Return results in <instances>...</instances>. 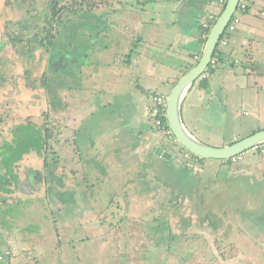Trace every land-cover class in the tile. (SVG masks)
I'll return each instance as SVG.
<instances>
[{
	"label": "rangeland",
	"instance_id": "rangeland-1",
	"mask_svg": "<svg viewBox=\"0 0 264 264\" xmlns=\"http://www.w3.org/2000/svg\"><path fill=\"white\" fill-rule=\"evenodd\" d=\"M47 1L0 0V145L7 140L0 150V156L3 155V159H0V173L8 176L16 174L19 180L17 185H11L12 190L10 187H4L1 183L3 179L0 178V245L3 246L6 254L8 252L4 264H264V245H261L259 249L261 251L256 253L259 259L253 263L247 262L246 259H225L227 255L225 258L221 255L217 257L218 254L209 251L221 249V243L222 249H225L226 241L225 239L221 241L220 234L214 230L218 229L216 226L209 232L210 235L204 236L205 230H201L202 227L199 226V213L201 211L203 218L221 217L222 203L225 201L233 203V198L237 196L235 189L231 188L234 182L231 183L228 176L220 174L214 188L206 190V194L211 196V199H207L209 205L199 210L197 203L188 199L190 195H185L182 189L188 184L186 191L193 193L198 186L188 177L185 167H182L185 150L179 145L172 146L168 137L154 136L155 140L161 141L165 147L173 150L172 159L180 166L171 162L172 159L171 161L163 159L151 166L145 165L144 170L139 174H131L128 169L123 170L122 173L110 174L102 166L94 167L97 172L86 173L78 165L74 138L78 139L76 142L81 149L80 154L88 156L89 153L83 147L89 141L90 134L102 135L104 131L109 133V129L114 127L115 120L118 121L131 114L125 113L121 117L117 115L123 110L119 103V99L123 96L116 89L117 80H114L116 76L109 80L113 82L107 85L97 84L98 88L95 91L92 90V86L88 91H75L76 81L82 78L79 74H83L93 66L98 72L102 69L109 71L110 76H113L114 71L117 72L115 73L117 76L123 75L125 72L123 66L119 68L110 64L115 58L126 60L131 50L136 49L131 38L139 39L140 34V41L145 42V46L138 47V52L134 50L136 54L132 55L136 56L139 64L143 60L140 65L147 69L150 64H147L146 58L148 55L149 58L154 56V46H151L154 35L151 36L148 31V35L142 37L149 27L142 23L139 13L128 10L133 7L126 4L124 11L123 4H120L121 0H119L117 4L114 2L112 5H116V9L123 10L121 13L124 18L117 21L115 19L117 17L107 8L108 21L119 23L116 24L119 28L126 26L128 29L122 28L124 34L119 33L117 28H115L117 30L107 28L98 38L94 37L96 40L90 44L91 36L96 33L95 30L111 26L110 21L104 25L91 21L90 29H88L89 22L83 25L78 23L75 28L71 25L64 28V25H61V36L65 37L66 43H72L69 45H73L72 51L76 50V54L75 51L70 52L71 54L79 55L81 53L79 49L84 47L83 42L87 40L85 56L79 55V58H82L80 60L87 64L81 70L72 67L71 71L66 73L58 71L59 74H55L46 66L47 55L44 49L34 48L32 56L24 45L16 51L11 47L12 43L6 36L8 30L16 27L17 21L32 16H34L33 21L38 19L39 26L44 25L42 13L47 10ZM130 3L136 6L134 0ZM191 10L197 12L196 8ZM211 16L212 14L209 15L210 18ZM87 21L90 19L88 18ZM7 23L12 25L7 27ZM74 29L75 33L71 34L70 30ZM159 30L162 45L166 35L162 26ZM228 35L229 32L226 31L223 40H227ZM56 37L58 38L57 35ZM243 37L246 38L245 35ZM247 37L248 39L244 41L246 46L252 43L251 38L254 36L247 35ZM104 38L110 40L109 47L104 45ZM117 38L121 40L119 47L116 46ZM167 42L166 37L162 47L161 45L158 47L162 53L159 60L164 58L168 48ZM217 47L224 51L227 49L220 43ZM62 48L66 50L68 47L64 45ZM245 48L251 50L250 47ZM178 49L176 44L170 49L169 55L176 56L174 54ZM188 61L189 66L192 67L197 62L192 58ZM76 62L73 61L72 64L75 65ZM151 64L154 67V60ZM222 64L223 61H217L213 72L208 71V76L204 80L213 91L211 114L217 110L216 100L221 96L226 99L228 105L222 111V116H220L221 110L218 118L215 115L205 116V122L210 124H207L208 127L203 126L199 131L191 126L184 113L182 114L188 129L201 141L214 147H222L223 143L231 144L234 135L244 137L256 128L264 129V102H262L264 78L258 79L257 83L261 87L257 91L248 88L237 90L231 87L235 80L230 61L225 62L224 68L221 67ZM183 65L177 64V70L182 72ZM126 74L124 73V76ZM93 75L97 78L98 73L95 72ZM95 77L89 76L84 80L91 79L95 82ZM47 79L52 80V83L47 84L45 82ZM124 79L125 77L122 81ZM133 80L135 81L134 75L130 85L135 88ZM198 80L195 81L196 84ZM122 84L125 85L126 80ZM126 87L130 88L127 84ZM108 88L113 92L111 95L106 93ZM171 88L165 93L169 94ZM235 99L238 102H234ZM51 100H55V107L51 106ZM102 104L106 107L100 109ZM233 107H236L234 114L231 110ZM256 107L259 108L257 109L259 113ZM209 116H212L213 122L209 121ZM130 117L131 115L129 119ZM75 118L82 120L81 134L77 135ZM43 123L49 132L53 133L48 154L41 146V140L44 138ZM36 126L41 129H37ZM149 127H153V119ZM154 132L153 128L151 133ZM15 138L16 147H13L10 143ZM154 138L150 136L149 140ZM31 145L34 147L29 148ZM102 146L99 141L96 149L104 154L106 149H101ZM86 156L84 158H88ZM128 157L126 162L133 163L132 159L135 162V156ZM2 160L5 163L3 166H1ZM44 162L53 163L49 168L53 169L54 178ZM111 176L113 179L110 178ZM154 182L162 189H148L154 185ZM170 185L177 189L172 192L167 189L171 188ZM10 189L12 191H9ZM193 197H196L195 193L191 198ZM131 199L137 201L136 211L142 204L143 210L140 212L139 221L130 216L124 218L127 217L126 207L129 206L126 203ZM173 199H175L174 203L178 202L175 206L171 205ZM215 206L216 210H214ZM148 207H154V220L146 216L149 214V211L146 213ZM110 213L115 217H110ZM261 220L262 218H255L254 222ZM110 227L112 228L108 229Z\"/></svg>",
	"mask_w": 264,
	"mask_h": 264
},
{
	"label": "crops",
	"instance_id": "crops-1",
	"mask_svg": "<svg viewBox=\"0 0 264 264\" xmlns=\"http://www.w3.org/2000/svg\"><path fill=\"white\" fill-rule=\"evenodd\" d=\"M157 3L154 5V21L152 20L149 23L146 22L149 29L142 34V37L143 35H148L149 31L151 36L154 35L153 44L151 45L154 46V56L149 58L148 55V58H146L148 61L147 64H150L147 69L141 67L140 65L143 60H141L139 64V60L137 61L136 56L128 54L126 60L119 57L118 59L115 58V60L110 64V66L114 67L115 65L119 66V68H122L123 66L122 69L125 71L124 73H127L125 76L122 69L123 75L117 76L115 75L117 72L114 71V77L110 76L109 71L103 69V71L98 72L99 75L97 78L95 75H92L93 73L88 74V77L93 76L96 78L95 82H93V80L91 81V79H88L89 81H83L82 78H78L76 81V87H74L75 91H88L91 86L92 90L95 91L98 88V86L96 87L97 84H101V86L107 85L110 82H113L109 80H112V78H115L116 76L114 79L117 80L116 89L123 96L122 99H119L120 106L123 110L117 115H120L121 117L122 114L131 113L123 118H120L118 121L115 120L113 125L114 127L109 129V133L104 131L101 133L102 135L98 133L89 135V141L86 142L83 147V149L89 153L88 156H86V154L84 155L88 158H84V156L80 154L81 149L76 142L78 139H73L74 144H76L75 153L77 152V163L83 171L85 170L86 173L97 172L96 168L102 166L105 168V171L110 174L122 173L125 169L130 170L131 174H139L141 170H144L143 167L145 165L151 166L152 164L157 163L158 160L163 161V158H160L153 153L157 145H161L165 150L169 151L172 154V158L174 156L173 150L165 147L161 141L155 140V132L151 133L153 127H149L152 118L148 113L150 102L147 94L149 91H155L162 95H168L165 91L167 92L171 88V84L175 78H180L183 74L180 70H177V64H179V66L182 64L189 66V58L196 60V56L201 55L205 45L204 39L206 36L204 35L205 33L202 32V27L206 26L203 22H205L206 15L209 16L211 14L213 15L218 13L219 0H179V2L167 0L159 4ZM249 3V12L240 17L241 20L237 26L236 32H229L227 43L225 45L221 44L227 47V49L225 51L222 50L223 53L220 61L224 62V64L221 65L222 68H224L223 66L227 60L230 61V66L233 69L232 75L235 80L233 81V85L231 87L237 90L239 88H248L257 91V89L261 87L257 83L258 79L264 78V0H251ZM212 4L214 5L213 7ZM184 5L187 6L184 7ZM192 8H196L197 12L194 13V11L191 10ZM160 26H162L165 31L164 33L166 36L164 37V40L166 37L168 39V42L166 43L168 48L165 51V55L168 57H165L164 55L163 60H159V56L162 54L160 52L161 50L158 48L161 45ZM239 26H241L240 29ZM240 31L241 33H239ZM236 34L238 35L235 36ZM243 35H245L246 38L243 37ZM247 35L254 36L251 38L253 40L251 41L252 43L250 45L248 43V46L244 43V41L248 39ZM119 40L120 39L118 38L116 40L118 46L120 44ZM164 40H162V45ZM139 44H141V41H139ZM176 44H178L179 47V49L175 51L174 55L176 56L169 55L170 49ZM143 45L145 46V42L140 46ZM138 47L135 51L138 50ZM245 47H250L251 50ZM74 51V54H76V50ZM74 54H71L70 61H77L76 63L78 64V62H80L79 56L76 55V57L73 58ZM84 54L85 53L81 52L79 55L83 56ZM152 60H154V67L151 64ZM169 60L170 63H168ZM66 68L67 67L64 64L60 69L65 70ZM213 69L214 67L209 71H213ZM165 71L168 73H165ZM133 75L135 76V81L133 80L135 88L130 85ZM123 77H125L124 80H126V84L127 86H130V88L126 87V84H122L124 81H122ZM198 79L197 84L194 82L193 86L185 96L182 103V114L184 113L185 118L189 121L191 126L201 131L200 129H203V126L208 127L207 124H210L205 122V116L215 115L216 118H218L220 110V116H222V111L228 104L223 96L219 97L216 100L217 110L211 114L212 99L214 97L212 96L213 91L208 85L207 88L200 87V78ZM81 82L83 83L81 84ZM106 93L111 95L113 92L108 88ZM234 102H238L237 99H235ZM104 107H106V105L102 104L99 108L102 109ZM235 108L236 107L231 108L233 114L235 113ZM255 109L257 110L259 108L256 107ZM257 111L259 113V110ZM130 115L131 117L129 119ZM212 116H209V121L211 120V122H213ZM220 116L219 118H221ZM81 121L82 120L80 118L78 120L75 118L74 124H76V135L81 134ZM258 130L260 129L256 128L252 130L250 134ZM87 132H89V130H87ZM250 134L248 133L245 136ZM150 136L154 139L149 140ZM244 137L241 135H234L231 142ZM99 141L100 144L103 145L101 149H106V153L104 154L96 149ZM223 144L225 145L226 143ZM129 155L131 157H136L135 162L133 159V163H130V161L126 162V158ZM172 158L167 161H171ZM172 160L173 161L171 162L180 166L176 160ZM165 161L166 160H164V162ZM183 165L184 166L182 167H185L184 170L188 174V177L193 181V183L196 182L198 185L197 190L194 189L193 191V193L196 194V197H193V199L191 198L193 196L192 191L190 193L186 191L189 187L187 186L188 184L185 185L186 187L184 186L182 188L183 192L185 195H190L188 199L195 201L199 210H203L206 205H209V201H207V199H211V196L206 194V190L208 188H214L220 174L228 176V179H231V183L234 182L231 188L235 189L237 196L234 198L232 197L233 203L230 201L222 203L221 217L207 218L206 216L203 218V216H201V211L199 213V226L202 227L200 228L201 230H205L204 236L210 235L209 232L213 230L214 226H216L218 229L214 230L220 234L221 241L223 239L226 241L225 249H222L221 243V249L209 251L215 253L216 255L218 254L217 257H220L221 255L225 258V255H227L225 259H246L249 263H253L255 260L259 259L256 253H259V251H261L259 250L260 246L264 245V151L260 148L251 149L243 153L242 160L233 163L225 162V160L204 159L200 161H189L188 163L184 160ZM35 173L36 172L34 171V175ZM155 173L156 172H154V174ZM110 178L113 179L112 176ZM170 186L171 188L167 189H170L172 192L177 189L172 188V185ZM154 188H157L158 190L162 189L155 182L153 186L151 185V187H148L150 190H154ZM221 199L224 200L222 197ZM152 201L154 202V200ZM174 201L175 199H173L171 203L173 206L178 203H174ZM126 204L129 206L126 207L125 214L127 217L124 218H128V216H130L131 218L135 220L138 219L137 221H139L140 212L143 210L142 204H140L138 211L135 209V205L137 204L135 199H131ZM216 208L217 207L215 206L214 210H216ZM148 211L149 214H146ZM146 213L147 218H153L154 207H148ZM110 214V217H115L114 214ZM187 215L191 217L193 216L189 215V213ZM124 218H121V220H124ZM255 218H262V220L254 222ZM152 220H154V218ZM241 220L244 222H241ZM111 228L112 227L108 229ZM247 254L253 255L249 256Z\"/></svg>",
	"mask_w": 264,
	"mask_h": 264
},
{
	"label": "trees",
	"instance_id": "trees-1",
	"mask_svg": "<svg viewBox=\"0 0 264 264\" xmlns=\"http://www.w3.org/2000/svg\"><path fill=\"white\" fill-rule=\"evenodd\" d=\"M130 1L132 0H121V2H119V0H48V7L46 8L47 10L42 13L43 14V21L45 22L44 25H40L37 23L38 19L36 18L35 21H33L34 16L23 19V20H19L16 22V27L14 29L8 30L6 32V36L9 38V41L12 43L11 47L14 48V50L19 51V47L21 45H24L26 50L28 51V53L32 56L34 54V48L39 47L41 49H44V52L47 55V67L55 74H59V72H64L66 73L67 71H71L72 67H75V69L77 70H81V68L86 66V62H84L83 60H80V62L72 64L73 62H71V53L72 49H73V45H71L72 43H66L65 41V37L63 38L62 33L60 32V27L61 25H64V28L71 25L72 27H76L79 24L83 25L84 23L86 24L87 22H91V21H97L99 22L100 25H104V24H108V22L110 21L112 25L114 26H109V27H105L103 29H96V33H93V35L91 36V41L89 42L90 44H92L96 38L100 35V33H103L104 31L107 30V28L109 29H113V30H117L119 29V33L124 34L123 29H128L126 26L119 28V26H117L116 24L119 25V23H114L113 21L109 20L108 21V13L112 12L113 15H115L117 18H115L117 21L118 19L124 18L122 17V13L123 10L125 11L126 8H124V6L127 4L129 7H133V9H128V10H132V12H137L139 13L140 16V20H142L143 24H146V22H150V21H154V5L155 3L159 4L162 2H165L167 0H134L136 6H134L133 3H130ZM173 2H179V0H171ZM184 1V0H182ZM192 1V0H191ZM227 0H223L222 2H220L219 0V10L218 13H215L211 16V18L209 16H207V18L205 19V22H203V24L205 23V27H202V32L206 33V35L209 33V30L211 29L212 25L215 23L217 17L221 14V12L223 11L225 4H226ZM243 3L245 4V9L242 11L240 8H237L236 13L239 17H241L243 14L248 13L249 12V8H250V1L251 0H242ZM119 2L120 4H123V10L120 9H116V5H112L113 3ZM110 5V7H108ZM140 7H142V9L140 10ZM110 9V11L108 12V9ZM152 11V12H151ZM86 18L88 20V18L90 19V21H87ZM132 19V18H131ZM241 20V19H240ZM34 23H33V22ZM107 21V22H106ZM138 23V22H137ZM12 25V23H7V27ZM88 29H90V27H92V23H90V25H88ZM117 28V29H115ZM123 28V29H122ZM131 29V28H129ZM57 30V32H56ZM100 30H103L100 32ZM227 30V28H226ZM34 31V32H33ZM55 31V32H54ZM128 31V30H127ZM140 31V30H139ZM31 32V34H30ZM70 33L73 34L75 33V29L74 30H70ZM116 34V33H115ZM56 35L58 36V38L56 37ZM78 36V34H76ZM70 36V35H69ZM111 35H109L110 37ZM117 37V36H116ZM141 37V34H140ZM140 37L139 39L136 37H132L131 39L133 40V45L136 46V48L142 44H139L140 41ZM105 39V38H104ZM117 40V39H116ZM125 40H127V38L125 37ZM8 41V40H7ZM121 40H119L120 43ZM204 41H206L204 39ZM84 47H81L79 50L85 51L87 49V40L85 42H83ZM66 45L68 48L65 50L62 48V46ZM79 45V44H78ZM104 45L106 47H109L111 45L110 40H106L105 39V43ZM81 46V45H80ZM90 46V45H89ZM116 46H118V43H116ZM218 46V45H217ZM90 49V47H88ZM116 48V47H115ZM135 50V49H134ZM134 50H131V52L129 53V55L132 53H134ZM69 51V52H68ZM74 51V50H73ZM86 53V51L84 52ZM222 50H220L218 47H216L215 52L213 54V59H215L216 61L220 60L221 55H222ZM76 57V55H74ZM79 56V55H78ZM82 59V58H79ZM66 65V69L65 70H61L60 68L63 65ZM192 66H186L184 65V70L182 71L183 74H185L188 69H190ZM103 70V69H102ZM101 70V71H102ZM208 70H211L210 66H208L206 72ZM95 72L98 73V71H96V69L91 66L89 70H87L86 72H83V74H79V77H82V80L84 81V79L86 77H88V74H94ZM213 72V71H211ZM92 74V75H93ZM182 74V75H183ZM99 75V74H98ZM206 78H201L200 77V81H199V86L203 87V88H207V83L204 81ZM179 80V77L175 78V80L172 83V87L175 85V83ZM45 82L48 84L52 83V80L47 79L45 80ZM44 84V83H43ZM46 85V84H45ZM47 87V85L45 86ZM155 92V91H149L147 94V97L149 96V93ZM160 94V93H158ZM51 106L55 107V100H51ZM57 107V106H56ZM162 121L163 125H167V121L166 118H160ZM43 131H44V138H42L41 140V146H43V150L45 151V153L48 154V150L50 148L49 143L50 140L53 138V133L49 132V129H47V126L43 123ZM18 127V126H17ZM16 127V128H17ZM37 129H41V127L36 126ZM167 128H169L167 126ZM23 129H27L25 127H23ZM15 132V129H14ZM255 132V131H254ZM253 132V133H254ZM39 136V134H38ZM171 136L173 137L172 133ZM38 137H36L37 139ZM7 140H5L3 142L2 145H0V150L4 147V144ZM16 142L17 139H13V142L10 143L13 145V147H16ZM233 143V142H232ZM179 145V144H178ZM180 147H182L181 145H179ZM34 147V146H30L29 148ZM183 148V147H182ZM259 147H257L258 149ZM186 152V149L183 148ZM7 155V154H6ZM194 158H196L198 161L200 160H204L202 158H199L197 156L192 155ZM3 157V155L0 156V159ZM3 159V158H2ZM185 162L187 163V161L185 160ZM225 162H232L231 159L225 160ZM3 164L5 165V163H3L2 160V164L1 166H3ZM44 164H46L48 171L50 174H52L53 178H54V171L52 168L53 163L52 164H47V162ZM190 166V165H189ZM188 168V167H186ZM0 178L3 179V182H1L4 187L8 188V187H12L11 185H17L19 180L16 174H11V175H7L5 173H0ZM12 189V188H11ZM9 191H12V190ZM8 254V252H7ZM5 250H3V246L0 245V264H4V259H6V255ZM9 256V255H8ZM7 256V257H8Z\"/></svg>",
	"mask_w": 264,
	"mask_h": 264
},
{
	"label": "water",
	"instance_id": "water-1",
	"mask_svg": "<svg viewBox=\"0 0 264 264\" xmlns=\"http://www.w3.org/2000/svg\"><path fill=\"white\" fill-rule=\"evenodd\" d=\"M240 0H227L221 14L212 25L206 38L202 54L197 63L189 69L170 90L166 100V121L174 139L192 155L202 159L228 160L264 143V129L258 130L242 139L222 147H214L196 137L186 126L182 117V103L185 96L207 68L215 49L231 20ZM187 5H184L186 7ZM190 8V7H189ZM154 155L170 159L172 154L161 145H157Z\"/></svg>",
	"mask_w": 264,
	"mask_h": 264
},
{
	"label": "built area",
	"instance_id": "built-area-1",
	"mask_svg": "<svg viewBox=\"0 0 264 264\" xmlns=\"http://www.w3.org/2000/svg\"><path fill=\"white\" fill-rule=\"evenodd\" d=\"M223 0H220V2H222ZM237 8H240L242 11L245 9V4L243 3L242 0L239 1ZM236 8V10H237ZM236 10L233 14V16L231 17V20L229 21V23L227 24V30H225V32H234L237 30V26L240 22V17L237 15ZM224 32V33H225ZM227 43V40H221V44L225 45ZM215 59H211V64H215ZM207 74L206 73H202L201 74V78H206ZM148 100L150 102L149 104V108H148V113L149 116L153 119V128L155 130V135L157 136H166L168 138H171L170 143L171 144H175L176 140L174 138L171 137V130L169 128H167L168 125H163L162 121L160 118H166V100H167V95H162V94H158V93H153L150 92L149 96H148ZM237 141V140H236ZM262 151H264V143L261 144L260 146H258ZM242 156L243 154H239L235 157L231 158L232 162H237L242 160ZM185 160L186 161H195L197 160L196 158H194L192 156V154L190 152H185L184 154Z\"/></svg>",
	"mask_w": 264,
	"mask_h": 264
},
{
	"label": "clouds",
	"instance_id": "clouds-1",
	"mask_svg": "<svg viewBox=\"0 0 264 264\" xmlns=\"http://www.w3.org/2000/svg\"><path fill=\"white\" fill-rule=\"evenodd\" d=\"M225 30H226V29H225ZM209 31H210V30H209ZM224 32H225V31H224ZM208 34H209V33H208ZM208 34H207V35H206V33L204 34V35H206V36H205V40H206ZM223 34H224V33H223ZM222 38H223V35H222V37H221V39H220V41H219L220 44H221V40H222ZM219 43H218V44H219ZM201 54H202V53H201ZM200 56H201V55L196 56V61L199 60ZM211 59H213V56H212ZM210 61H211V60H210ZM196 63H197V62H196ZM216 63H217V61H215V64H216ZM208 66H210L211 69L214 67L213 64H211V62L208 64ZM208 66H207V68H208ZM191 68H192V67H191ZM191 68H190V69H191ZM207 68H206L202 73H206V74H207V72L209 71V70H208V71L206 72ZM202 73H201V74H202ZM200 77H201V75L199 76V78H200ZM167 96H168V95H167ZM171 137H172V136H171ZM172 138H174V137H172ZM168 139H169V143H170L171 138H168ZM170 144H171V143H170ZM171 145H175V146H176V145H178V143H177V141H176L175 144H171ZM186 152H187V150H186Z\"/></svg>",
	"mask_w": 264,
	"mask_h": 264
}]
</instances>
